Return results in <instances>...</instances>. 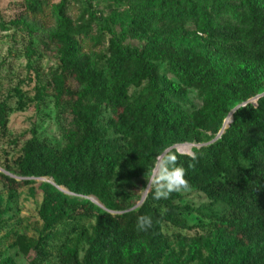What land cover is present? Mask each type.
<instances>
[{"label": "trees", "instance_id": "1", "mask_svg": "<svg viewBox=\"0 0 264 264\" xmlns=\"http://www.w3.org/2000/svg\"><path fill=\"white\" fill-rule=\"evenodd\" d=\"M106 1L25 2L18 22L44 32L58 61L33 101L54 99L66 145L58 151L33 132L9 175L0 174L11 198L51 180L40 186L38 236L11 231L4 241L13 238L29 264L55 253L60 264H264V0ZM15 97L17 108L0 96L3 136L27 106L21 91ZM184 145H195L192 153ZM164 152L177 154L187 191L210 203L183 207L185 191L161 200L149 191L137 208L117 198L120 183L147 188ZM186 211L209 229L171 238L167 226L192 229ZM139 216L152 218L148 231H137ZM86 219L93 226L80 229Z\"/></svg>", "mask_w": 264, "mask_h": 264}, {"label": "rangeland", "instance_id": "2", "mask_svg": "<svg viewBox=\"0 0 264 264\" xmlns=\"http://www.w3.org/2000/svg\"><path fill=\"white\" fill-rule=\"evenodd\" d=\"M53 1L59 3L61 0ZM25 2L26 0H1L0 4V96L9 98L12 106L17 108L18 99L15 97V91L19 90L25 94L27 102L24 110H17L10 115L7 134L3 136L0 133V174L6 175H9L7 168L13 166L14 160L21 154L25 143L32 138L33 132H37L42 140L47 141L58 151L66 145L63 122L60 120L54 99L47 96L42 102L33 101L38 90L49 84L50 75L57 69L58 61L55 54L43 44L44 32L31 35L18 22ZM99 4L101 8L109 5L106 0H99ZM106 12L109 11L106 10ZM132 44L136 45V43ZM191 97L194 104L200 107V102L195 99V93H192ZM109 118L110 114L107 113L106 120ZM110 136H113L112 131ZM194 147L195 145H184L177 148L182 153L190 154ZM48 181L51 180L37 179L35 185L19 187L11 198L6 191L5 183L0 180V252L14 257L18 264L29 263L17 250L12 249L13 238L5 241L3 238L11 231L38 236L43 228L39 220V211L43 202L40 186L41 183ZM146 182L135 180L128 185L120 183L115 189V194L117 198L125 196L130 208H137L142 204L144 196L148 194L145 189ZM183 194L185 196V200L181 203L183 207L188 206L197 210L210 203L202 193L185 191ZM224 208L219 206V210ZM183 218L192 226L191 230L183 231L167 226L165 233L171 238L194 237L203 234L210 227L209 221L189 211L183 213ZM93 224V221L86 219L78 225L80 229L88 230ZM58 230L70 233L73 226H61ZM44 264H60L57 254L49 256Z\"/></svg>", "mask_w": 264, "mask_h": 264}, {"label": "clouds", "instance_id": "3", "mask_svg": "<svg viewBox=\"0 0 264 264\" xmlns=\"http://www.w3.org/2000/svg\"><path fill=\"white\" fill-rule=\"evenodd\" d=\"M190 159L195 160V154H191ZM177 161V154L171 152L160 153L153 159L148 187L145 188L152 192L153 199H167L172 193L189 190L190 185L186 179V171L178 165ZM152 224L150 216H139L136 225L137 231L146 232L152 227Z\"/></svg>", "mask_w": 264, "mask_h": 264}, {"label": "water", "instance_id": "4", "mask_svg": "<svg viewBox=\"0 0 264 264\" xmlns=\"http://www.w3.org/2000/svg\"><path fill=\"white\" fill-rule=\"evenodd\" d=\"M256 100H258V98L255 99V100H252V101H256ZM229 123H230V120H228V121L226 122V125H225L224 130L228 127ZM224 130L219 134V136H221V135L224 133ZM91 200H92L93 202H95L96 204H98L99 206L103 207L102 205H100V204L98 203L97 199H95V198H91ZM144 200H145V198L143 199V201H144Z\"/></svg>", "mask_w": 264, "mask_h": 264}, {"label": "bare ground", "instance_id": "5", "mask_svg": "<svg viewBox=\"0 0 264 264\" xmlns=\"http://www.w3.org/2000/svg\"><path fill=\"white\" fill-rule=\"evenodd\" d=\"M149 192V191H148ZM147 195H145V197H146ZM99 203V202H98ZM100 204V203H99Z\"/></svg>", "mask_w": 264, "mask_h": 264}, {"label": "built area", "instance_id": "6", "mask_svg": "<svg viewBox=\"0 0 264 264\" xmlns=\"http://www.w3.org/2000/svg\"><path fill=\"white\" fill-rule=\"evenodd\" d=\"M178 147H182V146H178Z\"/></svg>", "mask_w": 264, "mask_h": 264}]
</instances>
